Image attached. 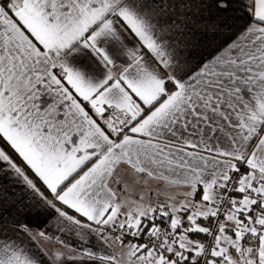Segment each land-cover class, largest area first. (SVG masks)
<instances>
[{
    "label": "snow or ice",
    "instance_id": "1",
    "mask_svg": "<svg viewBox=\"0 0 264 264\" xmlns=\"http://www.w3.org/2000/svg\"><path fill=\"white\" fill-rule=\"evenodd\" d=\"M0 264H264V0H0Z\"/></svg>",
    "mask_w": 264,
    "mask_h": 264
}]
</instances>
